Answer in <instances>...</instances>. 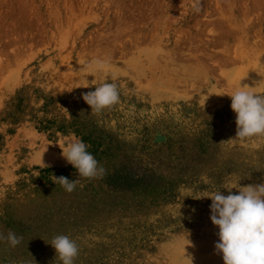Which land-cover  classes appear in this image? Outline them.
<instances>
[{
	"label": "rangeland",
	"instance_id": "obj_1",
	"mask_svg": "<svg viewBox=\"0 0 264 264\" xmlns=\"http://www.w3.org/2000/svg\"><path fill=\"white\" fill-rule=\"evenodd\" d=\"M195 3L0 0V232L23 236L0 242V264H62L61 234L74 264H224L208 197L264 183V137L229 140L228 96L264 95V0ZM105 82L120 103L91 112L81 94ZM71 137L131 185L78 177Z\"/></svg>",
	"mask_w": 264,
	"mask_h": 264
},
{
	"label": "clouds",
	"instance_id": "obj_2",
	"mask_svg": "<svg viewBox=\"0 0 264 264\" xmlns=\"http://www.w3.org/2000/svg\"><path fill=\"white\" fill-rule=\"evenodd\" d=\"M193 10L197 13L201 10L199 0H196ZM107 65V60L97 58L87 61L84 68L102 70ZM81 95L91 112L95 113L120 103L118 85L114 82L102 83L95 86L94 91ZM228 96L231 98V110L236 115L235 137L229 140L245 141L253 137H264V95L256 94L251 87L240 85ZM59 147L62 157L73 166L78 177L96 179L106 174V169L87 151L89 145L82 139L66 138ZM52 177V182L55 185L58 183L68 193L73 192L79 183L78 178L69 180L54 174ZM236 189L237 192L228 189L227 195L217 191L208 197L212 201L211 222L219 229L214 248L222 255L224 264H264V183L248 184ZM22 241L23 236H18L11 229L7 234L0 232V242H6L13 248ZM48 244L55 250V259L58 258L62 264H74L80 250L75 240L61 234L56 235Z\"/></svg>",
	"mask_w": 264,
	"mask_h": 264
},
{
	"label": "trees",
	"instance_id": "obj_3",
	"mask_svg": "<svg viewBox=\"0 0 264 264\" xmlns=\"http://www.w3.org/2000/svg\"><path fill=\"white\" fill-rule=\"evenodd\" d=\"M106 177L110 182H116L121 185H131L130 183L132 182L133 177L130 176L128 173H121V171L115 170L113 174H110L109 172L106 173ZM137 182L136 180L133 181Z\"/></svg>",
	"mask_w": 264,
	"mask_h": 264
},
{
	"label": "bare ground",
	"instance_id": "obj_4",
	"mask_svg": "<svg viewBox=\"0 0 264 264\" xmlns=\"http://www.w3.org/2000/svg\"><path fill=\"white\" fill-rule=\"evenodd\" d=\"M261 68H262V70H261ZM258 71H260L261 73H264V66H263L262 64L259 66V70H258ZM262 76L264 77L263 74H262ZM263 81H264V80H263ZM246 87H248V86H246ZM219 260L223 261L222 257L219 258ZM185 264H187V263H185Z\"/></svg>",
	"mask_w": 264,
	"mask_h": 264
}]
</instances>
